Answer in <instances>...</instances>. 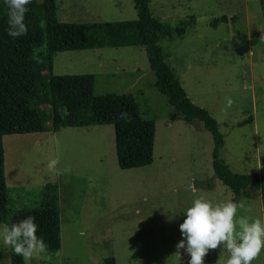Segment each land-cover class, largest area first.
<instances>
[{
  "label": "rangeland",
  "instance_id": "obj_1",
  "mask_svg": "<svg viewBox=\"0 0 264 264\" xmlns=\"http://www.w3.org/2000/svg\"><path fill=\"white\" fill-rule=\"evenodd\" d=\"M56 6L65 22L137 17L133 0H56ZM149 6L172 26L195 16V27L183 38L160 41L166 61L192 102L216 119L224 139L221 158L229 168L257 171L264 180V0H150ZM222 15L226 20L213 26ZM36 72L43 76L46 70L38 66ZM52 72L93 74L96 95L132 94L140 115L154 121L153 160L122 169L112 124L51 133L49 103L36 102L47 130L2 137L12 213L38 206L44 183L57 186L60 248L33 264H107L111 256L114 264L182 263L174 253L184 210L196 197L214 203L232 197L213 173L211 134L201 122L185 121L156 89L143 46L59 51ZM225 97L232 98L230 107ZM249 115L251 122L237 125ZM51 157L59 161L57 174L45 168ZM239 203L244 209L238 214L264 220L258 190ZM10 252L0 246V262L8 264ZM227 255L223 248L210 250L204 264H223ZM253 264H264V250Z\"/></svg>",
  "mask_w": 264,
  "mask_h": 264
},
{
  "label": "trees",
  "instance_id": "obj_2",
  "mask_svg": "<svg viewBox=\"0 0 264 264\" xmlns=\"http://www.w3.org/2000/svg\"><path fill=\"white\" fill-rule=\"evenodd\" d=\"M149 2L133 0L137 15L133 19L80 23L60 21L56 0H31L25 13L27 31L16 38L7 35V9L0 2V223L33 216L38 225L37 234L44 237L48 251L60 248L56 184L42 185L40 202L35 208L23 207L12 213L4 175L2 137L42 133L48 128L43 122L44 115L37 111L36 102L49 103L51 133L64 127L112 124L117 164L122 169L149 165L153 160L154 121L140 115L134 96L130 93L94 94L91 73L53 74V55L64 50L143 46L155 76L156 89L185 121H199L211 134L213 173L232 191L231 199L239 202L258 190L264 212L263 178L254 170L234 172L221 158L224 139L216 119L187 96L160 45L162 39L183 38L188 29L195 27V16L179 19L172 26L152 13ZM220 19L226 20V16L215 18L213 26ZM38 66L45 68V75L36 72ZM252 119L249 115L237 125L243 126ZM10 253L11 264H24L19 256ZM105 261L114 264V257Z\"/></svg>",
  "mask_w": 264,
  "mask_h": 264
},
{
  "label": "clouds",
  "instance_id": "obj_3",
  "mask_svg": "<svg viewBox=\"0 0 264 264\" xmlns=\"http://www.w3.org/2000/svg\"><path fill=\"white\" fill-rule=\"evenodd\" d=\"M7 9V35L11 38L27 31L25 13L31 0H0ZM225 107L233 104L231 97H225ZM59 161L55 157L47 160L45 168L57 174ZM244 205L232 199L213 202L204 197L192 200L178 225L181 239L175 244V256L182 264H204V257L210 250L223 248L227 258L223 264H253L264 250V220L259 217L240 215ZM177 215H170L174 218ZM38 225L31 215L10 223H0V246L8 248L19 256L24 264L45 259L48 245L44 237L37 234ZM186 256V261L181 257ZM3 264V262H0ZM11 264V257L8 258Z\"/></svg>",
  "mask_w": 264,
  "mask_h": 264
},
{
  "label": "crops",
  "instance_id": "obj_4",
  "mask_svg": "<svg viewBox=\"0 0 264 264\" xmlns=\"http://www.w3.org/2000/svg\"><path fill=\"white\" fill-rule=\"evenodd\" d=\"M24 182H25V181H24ZM18 183H19V182H18ZM19 187L22 188V189H24V190H26V187H24L21 183H19ZM23 207H26V206H23ZM23 207H22V208H23Z\"/></svg>",
  "mask_w": 264,
  "mask_h": 264
}]
</instances>
